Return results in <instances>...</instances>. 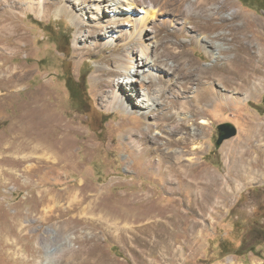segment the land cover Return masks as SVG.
<instances>
[{"label": "rangeland", "instance_id": "374dc122", "mask_svg": "<svg viewBox=\"0 0 264 264\" xmlns=\"http://www.w3.org/2000/svg\"><path fill=\"white\" fill-rule=\"evenodd\" d=\"M20 1L0 0V80L23 75L14 90L8 89L10 82H0V138L21 129L31 137L36 105H44L45 117L53 114L63 125L69 123L74 161L56 167L49 160L34 169L30 145L23 139L16 162L2 163L10 153H0V264H264V135L259 134L264 128V77L253 75L249 67L250 82L262 85L238 93L220 81L229 80L226 67L240 69L239 62L234 66L236 47H244L239 53L252 55V65L264 73V3L145 0L153 6L150 26L157 52L183 82L180 95H166L170 105L144 117L137 106H106L105 96L118 75L100 82L97 70L103 61L114 68L113 60L125 46L88 51L102 29L85 4L77 10L87 25L80 32L70 13L60 10L70 7L67 0H48L43 14ZM181 17L186 24L180 28ZM234 18L244 30L242 44L229 30ZM67 78L74 90L83 92L80 98L72 97ZM206 85L221 97L195 110L193 100ZM156 115L165 120L156 121ZM223 123L234 124L238 134L218 148L217 126ZM52 128L62 136L60 127ZM142 132L148 133L140 143L144 149L161 146L162 157L184 151L177 161L165 160L164 171L176 162L188 166L187 172L170 184L131 142ZM44 138L41 143L50 146V138ZM175 140L180 143L169 146ZM152 157L158 159L157 154ZM202 171L214 182L205 207L194 197L202 185L190 188ZM84 190L94 197L84 199ZM152 205L178 211L176 234L172 225L166 232L149 230L148 221L122 217ZM248 239L255 250H239ZM47 246L53 249L50 254Z\"/></svg>", "mask_w": 264, "mask_h": 264}, {"label": "bare ground", "instance_id": "6f19581e", "mask_svg": "<svg viewBox=\"0 0 264 264\" xmlns=\"http://www.w3.org/2000/svg\"><path fill=\"white\" fill-rule=\"evenodd\" d=\"M47 1L48 0H22L20 1V3L26 9H37L40 14H43L47 9ZM67 2L70 4V7L66 8V6L64 7L63 5L61 6L60 10L70 13L71 19L78 25L80 32L83 31V27L84 25H86L84 17H82L80 12L77 11H82L81 8L78 9V6H80L81 4H85L87 6L88 12H90V14L92 15L91 18L93 22H95V25L99 26L102 29V31L97 34L99 37L93 39V42L91 43V45H89L90 49L88 51H91L93 48L96 49L108 46H112L114 48V51H116V48L119 46L126 47H124L125 52L122 51V54L116 53L117 55L113 60L116 64L114 68H108L107 61H103V63L99 65L97 70V79L100 82L105 80L104 77L106 78V80H109L113 76L118 75V83L109 86L110 91L108 95L105 96L104 101L106 102V106L108 108L119 107L125 110H131L132 107L134 108V106H137L139 109H141L139 110V112L143 111L141 113V116L151 117V115L154 114V110L156 107H165L166 105H170V103L165 100L167 94H169L172 98L180 95L181 87H179V85H182L183 79L173 75L174 70L172 66L169 65L163 55H160L157 52L158 47H156V43L154 41V33L150 26V19L152 18L151 15L154 13L152 5H147V2L145 0H67ZM73 6H76L77 8ZM11 8L14 7L11 6ZM193 9L194 5L190 4L189 12L191 13ZM178 20L181 22V24L179 25L180 28L183 26V24H186V19L181 17L178 18ZM230 25L231 26L229 30L231 32V35H234L233 40L235 39L237 44H242V34L244 33V30H242V26L235 24V18L231 20ZM179 30L183 31L184 29ZM221 35L223 39H226L227 33H223ZM90 37H92V35L90 33L87 34L86 38L89 39ZM203 39L206 42L210 43L207 37H203ZM84 41L86 42V39ZM18 44H20V41L18 42ZM181 46L183 47V45ZM242 49L246 50L244 47H236L233 49L237 53L234 61V66H236L237 62H239L238 67H240V69L237 70L234 68L226 67L223 72L229 74V80H220L223 84H225L226 88L231 86L237 93L239 91H250V86L254 89H257L262 85V82H256L253 84L250 82L251 74L248 73L249 67L251 68L253 75L264 77L261 66L254 67L252 65V55L247 53L243 56L241 53H239L242 51ZM183 53L186 54V51L183 50ZM3 69L4 66H0V71H2ZM22 77L23 75L21 73H16L12 76H5L0 80V82L2 80L10 82L9 86L7 87L9 90H14L18 88V83L21 81V79H23ZM12 80L15 81L13 82ZM43 86L46 87V85ZM47 95L49 96V93H46V95L44 94L43 96ZM39 97L41 98V96L37 95V99H40ZM217 97H221V94L214 91V89H212L210 86L206 85L195 97L196 100H193L194 102H197L194 107L195 110H200L201 107H199V104H207L215 100ZM39 105H36L35 108V113L37 116L34 123L35 129L33 128L34 132L31 128V131L33 133H31V137L27 134L29 133L28 130L21 129L8 138H0V153L2 155L7 152L10 153L9 156H4V158L1 159L2 163L7 164L8 162H16V155L22 152V147L19 145L20 139L25 140L27 144L30 145V152L31 154H33V161L35 162L34 169H40L41 164L43 165V163H48L49 160H54L52 165L56 167H59L62 164H65L64 166H66L68 163L74 161L72 155H70V151L72 150V141L70 140L72 138L70 137L69 139L71 130L66 126L69 123L63 125L61 120L57 119V117L53 114L50 117H45L44 111L46 110V107L45 109H43L44 105ZM179 113L180 112L178 111V115ZM152 117H155L156 121L165 120V116L160 117L159 115H156ZM205 121L206 120L203 119V122ZM53 124L61 128L62 136H56L53 134V132H51V129H53ZM155 125L156 127H160L162 124L155 123ZM178 126H184V124H179ZM256 126L257 122H253L252 131H255L254 129ZM150 127L151 126H149L148 129L149 132H151ZM54 129H56V127ZM71 129L75 130V128ZM132 134L133 133L129 135ZM259 134L261 136L264 135V128H261ZM147 135V132H142L141 137H133L131 139V142L134 144L137 143L136 147L140 154L147 157L149 164L152 165V163L155 162L158 168L157 170L161 172V174H163L166 179L168 178L167 181L172 184V181H174L175 177H179V175L187 172L186 170L188 166L186 167L185 165H181L175 162L174 165L168 167L164 171V162L165 160L170 159H175L177 161L179 158H182V156L184 155V151H182L181 153L174 151L166 152L163 153V155L165 156L162 157L161 146H158L154 149H144L140 145V143L144 142ZM42 136H45L44 139H46V137L47 139L50 138V146L44 145V142L41 143ZM179 143L180 140L168 141L169 146H176ZM153 154H157V160L152 159ZM202 172L203 173L194 176V182L190 183V188L194 190V187L196 185H202V190L200 189L197 197H194L196 200H198V203H200L201 206L205 207L206 201L210 196V187L214 184V182L208 175V173H206V171ZM171 190H173V188H171ZM83 193H85L84 199H86L87 197L88 199L90 197H94L89 195L86 190H84ZM145 194L146 193L142 195L135 194L134 198H136L137 196H145ZM92 201L93 203H95L94 198L92 199ZM173 209L174 208L170 209V207H166L164 209H156L154 208V205H152L147 207L146 211L144 212L137 211L135 209H132L134 211L128 210L127 212L122 214V217L124 220L132 221L133 223L148 221L149 225L146 229L149 230H154L158 227H161L164 232H166L168 231V228H170V225H172V227H174L173 231H175L176 234L175 228L180 220L178 219V211H171ZM114 227L116 228V224H114ZM50 247L51 246H47V249H50L48 251V254H50L51 250H53Z\"/></svg>", "mask_w": 264, "mask_h": 264}, {"label": "trees", "instance_id": "16d2710c", "mask_svg": "<svg viewBox=\"0 0 264 264\" xmlns=\"http://www.w3.org/2000/svg\"><path fill=\"white\" fill-rule=\"evenodd\" d=\"M243 4H245V5H252V4H260V3H264V0H240ZM262 9H264V7H262ZM68 46H71V43H68L67 44V48H68ZM66 47L63 49V51L65 52L66 51V49H67ZM67 83H68V88H69V90H70V92H71V95H72V97H74V98H80L81 96H82V94H83V92H79L78 91V89H76V90H74V87H73V85H71L70 84V79L69 78H67ZM80 83H78V85H79ZM76 92V93H75ZM263 231H264V229H263ZM252 235H254L253 233L252 234H250V237L252 236ZM262 235V234H261ZM254 237H256L257 239H259V237H261L262 238V236H254ZM252 238L253 237H251V240H252ZM251 240L250 239H248V240H244L243 241V243H242V245L240 246V248H239V250H243V249H248V250H251V251H253V250H255V248H253L252 246H250V244H251Z\"/></svg>", "mask_w": 264, "mask_h": 264}, {"label": "water", "instance_id": "95a60500", "mask_svg": "<svg viewBox=\"0 0 264 264\" xmlns=\"http://www.w3.org/2000/svg\"><path fill=\"white\" fill-rule=\"evenodd\" d=\"M218 140L216 141V147H220L224 141L229 140L238 134V129L232 123H223L217 126Z\"/></svg>", "mask_w": 264, "mask_h": 264}]
</instances>
